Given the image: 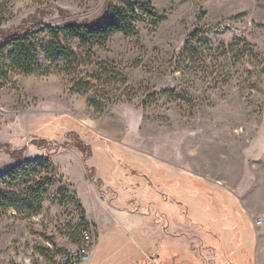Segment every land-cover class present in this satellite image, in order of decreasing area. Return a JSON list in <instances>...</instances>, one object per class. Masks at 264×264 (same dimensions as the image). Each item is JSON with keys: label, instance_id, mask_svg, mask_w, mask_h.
I'll use <instances>...</instances> for the list:
<instances>
[{"label": "rangeland", "instance_id": "1", "mask_svg": "<svg viewBox=\"0 0 264 264\" xmlns=\"http://www.w3.org/2000/svg\"><path fill=\"white\" fill-rule=\"evenodd\" d=\"M108 1L0 0V28L36 20L39 31L59 24L62 10L91 18ZM145 1L166 19L139 22L135 34L115 32L94 49V63L64 68L42 56L41 72L12 71L0 81V175L31 159V182L53 181L40 212L0 210V264H52L57 252L79 245L86 215L51 161L72 148L61 146L67 129L92 144L89 162L122 192L105 188L137 225L125 230L118 218L112 238L137 242L142 264L264 263V0ZM197 28L217 44L246 39L255 55L222 56L207 78L183 74L175 57ZM80 80L90 88L72 89ZM107 150L128 191L113 179ZM24 184L33 186L22 180L13 188ZM89 227L98 244L100 227Z\"/></svg>", "mask_w": 264, "mask_h": 264}, {"label": "trees", "instance_id": "2", "mask_svg": "<svg viewBox=\"0 0 264 264\" xmlns=\"http://www.w3.org/2000/svg\"><path fill=\"white\" fill-rule=\"evenodd\" d=\"M62 14L64 18L59 24H44L43 29L39 31L34 30L33 25H36L34 24L36 20L25 21L16 28H0V81L7 80L8 74L12 71L41 72L44 68L41 61L42 56H45L46 60L52 64L62 62L64 68L79 62L92 64L94 63V49L104 45L115 32L135 34L139 22L152 19L157 24L161 23L166 19L167 12L161 13L151 1L110 0L101 13L91 18L80 19L78 15L68 17L64 10H62ZM44 32L47 33V37L40 38ZM68 38L76 39L80 46L73 47L68 44L66 42ZM81 47L84 51L81 50ZM229 53H233L237 59H240L246 55L253 57L255 50L249 41L242 38H235L229 44H217L202 28H197L189 35L187 42L178 52L175 64L177 70L183 74L190 73V77L203 76L207 78V73L214 75L223 65L220 57H227ZM212 79V81H217V76L215 75ZM90 86L91 82L80 80V82L74 83L72 89L87 90ZM65 137L67 140L61 146L77 147L88 164V176L100 189L106 191L104 178L98 175L95 165H89V160L93 156L92 144L82 138L75 129H67ZM106 152L110 153L109 161L117 165L115 160H112V152L108 150ZM16 158L21 160L22 155ZM35 161L37 160H24L21 166L11 168L0 175V210L21 211V209H25L27 211L23 214L26 216L40 212L43 195L47 193L53 181L46 177L44 183L41 181L42 178L34 179L31 182L32 173L29 172V168L34 165ZM22 180H28L33 186L24 184L26 188L21 192L15 190L13 187ZM62 191L60 190V193ZM113 198L111 197V199ZM76 200L79 208L82 209L79 200L77 198ZM82 222L83 225L80 228L90 224L85 217Z\"/></svg>", "mask_w": 264, "mask_h": 264}, {"label": "crops", "instance_id": "3", "mask_svg": "<svg viewBox=\"0 0 264 264\" xmlns=\"http://www.w3.org/2000/svg\"><path fill=\"white\" fill-rule=\"evenodd\" d=\"M106 155L108 157L110 153H106ZM59 156H66L67 161H58L57 158ZM51 161L56 171L59 172L68 185L73 188L76 198L82 205L86 220L90 224H95L100 227L102 238L95 248V254L90 264H142V251L135 246L137 242L135 243L134 241L121 237L112 238L114 237L113 232L119 230L118 218H124V220H126L124 224H122L125 230H128L130 227H136V223L128 221V217H133L134 214L118 209L117 204H114V199L110 202L105 193L106 191L100 189L98 185L90 179L88 176V164L84 160L82 152L76 147L63 148L54 155ZM89 165H91V162H89ZM111 165L112 168L114 167L113 170H116L118 173V175H113V179L116 178V181H122V186L128 191L127 188L131 186L128 179L124 177H115L119 176L120 172L118 169V162L117 165L111 162ZM76 169L79 172L78 177L75 176ZM105 183L106 187L110 186L115 189L116 192L122 193L118 191L116 187L112 186V184H108L106 180ZM109 221L111 228L107 227L106 224ZM109 231L112 234H108ZM228 261L229 259L226 260V262ZM227 264H230V262Z\"/></svg>", "mask_w": 264, "mask_h": 264}, {"label": "built area", "instance_id": "4", "mask_svg": "<svg viewBox=\"0 0 264 264\" xmlns=\"http://www.w3.org/2000/svg\"><path fill=\"white\" fill-rule=\"evenodd\" d=\"M97 236L89 226L79 229V245L75 249L57 252L52 259V264H89L92 261Z\"/></svg>", "mask_w": 264, "mask_h": 264}]
</instances>
